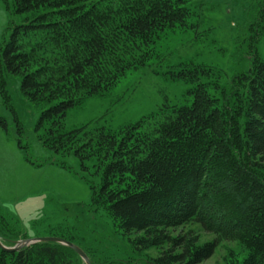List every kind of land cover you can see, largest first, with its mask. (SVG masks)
Listing matches in <instances>:
<instances>
[{"label":"trees","instance_id":"16d2710c","mask_svg":"<svg viewBox=\"0 0 264 264\" xmlns=\"http://www.w3.org/2000/svg\"><path fill=\"white\" fill-rule=\"evenodd\" d=\"M0 1L9 16L0 44V96L13 115L18 148L28 147H22L23 127L7 90L13 77L20 78L22 96L43 108L35 127L43 148L73 155L83 169L86 161L93 163L101 183L91 186V206L101 205L123 235L136 236L133 249L165 248L141 262H100L81 248L91 264H200L221 243L235 244L223 264H264V0H248L252 17L237 27L235 40L248 57L242 72L226 80L214 66L180 63L170 77L191 85L189 104L165 106L169 113L160 110L116 132L89 125L66 131L64 119L68 110L109 92L129 73L163 62L159 46L169 37L210 32L204 26L207 5ZM0 127L7 130L2 117ZM191 224L213 240L195 244L199 237L172 235ZM24 239L17 219L0 209V243L13 247ZM81 263L56 243L14 252L0 248V264Z\"/></svg>","mask_w":264,"mask_h":264},{"label":"rangeland","instance_id":"374dc122","mask_svg":"<svg viewBox=\"0 0 264 264\" xmlns=\"http://www.w3.org/2000/svg\"><path fill=\"white\" fill-rule=\"evenodd\" d=\"M197 1H202L209 9L204 26L205 30L213 28L210 32L200 38L189 31L166 39L159 46L165 56L163 62H151L148 67L129 73L109 92L90 97L68 110L64 119L66 131L89 125L88 129L116 132L160 110L169 113L165 106L188 105L191 85L170 77V73L176 71L174 67L185 61L214 66L226 75V80L242 72L248 57L244 44L236 41L235 36L237 27L252 17L248 0ZM8 20V13L0 1V44ZM20 20L17 18L18 23ZM259 54L264 57V41ZM20 84V78H10L7 90L23 127L22 147L28 148H18L13 115L0 96V117L7 124V130L0 127V209L17 219L27 239L71 240L100 262H141L149 256H160L164 247L160 251L142 250L140 246L133 249L130 241L136 236L123 235L101 205L91 206V186L101 183L92 162L86 161L83 169L81 161L73 155H54L43 148L35 132L43 108L30 104L22 96ZM172 235L196 241L199 237L195 244L214 238L194 224L178 228ZM234 248L233 243H221L213 256L200 264H223L227 250Z\"/></svg>","mask_w":264,"mask_h":264},{"label":"water","instance_id":"95a60500","mask_svg":"<svg viewBox=\"0 0 264 264\" xmlns=\"http://www.w3.org/2000/svg\"><path fill=\"white\" fill-rule=\"evenodd\" d=\"M44 242L56 243V244H60L62 246H65V247L71 249L73 252H75L84 264H91L88 256L84 253V251L82 249H80L79 247H77L73 243L68 242L64 239H60V238H50V237L47 238L46 237V238L24 239V240L17 241L13 247H5L0 243V248L4 251H7V252H14V251H17L24 246H30L33 244L44 243Z\"/></svg>","mask_w":264,"mask_h":264}]
</instances>
